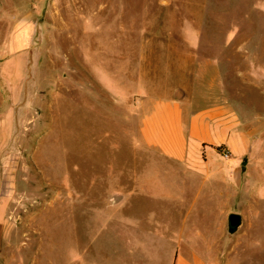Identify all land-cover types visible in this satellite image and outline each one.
<instances>
[{
	"label": "rangeland",
	"instance_id": "rangeland-1",
	"mask_svg": "<svg viewBox=\"0 0 264 264\" xmlns=\"http://www.w3.org/2000/svg\"><path fill=\"white\" fill-rule=\"evenodd\" d=\"M142 22L149 24L145 31L138 30ZM165 29L178 38L189 30L201 32L194 45L199 62L219 61L229 92L239 101L241 121L253 111L259 119L255 158L243 174L231 212L242 216V225L230 234L225 218L222 247L213 260L264 264V0H0V264L79 260L72 233L74 197L78 190L98 193L106 185L103 179L98 186L85 183L91 173L103 171L87 168L73 185L78 155L72 133L84 129L80 149L92 152L82 153L85 166L110 157L122 124L135 132L133 118L123 123L111 118L112 136L105 142V120L112 114L94 110L92 118L102 123H90L88 138L87 120L74 112L82 97L80 82L89 80L88 66L102 79L112 77L114 56L121 52L126 33ZM93 139L96 149L102 146L98 151ZM131 158L130 143L123 141L122 160ZM77 202L84 211L103 209L105 203L95 197ZM216 203L219 211H227L229 201ZM118 227L110 225L92 244L82 228L80 261L123 264V241L115 238Z\"/></svg>",
	"mask_w": 264,
	"mask_h": 264
},
{
	"label": "crops",
	"instance_id": "crops-1",
	"mask_svg": "<svg viewBox=\"0 0 264 264\" xmlns=\"http://www.w3.org/2000/svg\"><path fill=\"white\" fill-rule=\"evenodd\" d=\"M140 25L139 31L149 26ZM188 32L181 38L166 29L126 33L121 52L113 60L117 73L102 79L96 69L87 67L89 80L80 82L82 97L74 112L87 120L88 138L90 123H102L92 118L94 110L113 115L105 120L109 131L105 142L112 136L111 118L121 123L133 118L135 132L123 129L122 124L110 157L85 166L82 153L92 156V152L89 147L80 149L84 129L72 133L78 155L73 185L80 183L85 168L103 170L91 173L85 183L98 186L103 179L106 185L102 192L78 190L74 197L72 233L79 260L73 264H83L82 228L84 239L87 230L88 244H92L112 224L119 226L115 238L123 241V264L215 263L225 218L235 210L233 200H238L243 174L255 158L253 138L259 119L253 111L245 123L241 121L239 101L229 92L222 66L219 61L199 62L194 45L202 33ZM129 66L135 71L129 72ZM123 141L130 143L132 156L124 162ZM93 143L95 150L102 148L100 144L96 149L94 139ZM92 197L105 201L100 205L103 209L84 211L76 204V199L90 201ZM218 200L229 201L225 213L219 211Z\"/></svg>",
	"mask_w": 264,
	"mask_h": 264
},
{
	"label": "water",
	"instance_id": "water-1",
	"mask_svg": "<svg viewBox=\"0 0 264 264\" xmlns=\"http://www.w3.org/2000/svg\"><path fill=\"white\" fill-rule=\"evenodd\" d=\"M242 216L240 214L231 213L228 216V232L234 234L242 225Z\"/></svg>",
	"mask_w": 264,
	"mask_h": 264
}]
</instances>
